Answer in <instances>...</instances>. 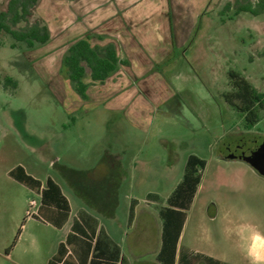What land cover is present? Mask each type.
Returning <instances> with one entry per match:
<instances>
[{
	"label": "rangeland",
	"instance_id": "1",
	"mask_svg": "<svg viewBox=\"0 0 264 264\" xmlns=\"http://www.w3.org/2000/svg\"><path fill=\"white\" fill-rule=\"evenodd\" d=\"M81 1H41L37 10L52 34L48 46L12 49L13 39L0 33V264H47L64 235L40 221L37 207H31L39 196L10 176L18 166L43 182L49 176L57 179L76 206L79 201L63 181V171L113 158L124 174L123 202L130 196L144 200L148 193L166 201L183 180L191 155L207 162L191 217L194 221L200 211L215 212V252L222 257L225 250L239 260L235 237L227 243L226 229L235 221L249 225L247 238L264 234V177L246 162L223 158L264 142V110L259 109V123L248 127L225 95L235 91L230 72L264 94V13L236 15L234 5L242 0H214L208 27L155 68L165 86L144 113L133 102L124 108L114 101L94 104L102 94L128 92L125 68L104 83L93 84L88 76L89 103L74 91L63 59L69 31L85 16L79 14ZM8 2L0 0V11ZM257 3L252 1L254 7ZM102 8L105 14L107 2ZM7 77L17 81L16 89L4 85ZM238 163L254 177L243 176Z\"/></svg>",
	"mask_w": 264,
	"mask_h": 264
},
{
	"label": "crops",
	"instance_id": "2",
	"mask_svg": "<svg viewBox=\"0 0 264 264\" xmlns=\"http://www.w3.org/2000/svg\"><path fill=\"white\" fill-rule=\"evenodd\" d=\"M104 2L108 4L105 14L102 8ZM213 3L214 0H82L79 14L85 16L69 31L68 40L71 43L68 49L81 39H87L93 47L112 44L119 59L128 62L127 65H120L104 81L112 79L125 68L128 71L125 80L128 92L117 97L112 93L107 98L102 94L105 99L101 96V100L94 104L114 101L119 108H124L133 102L137 111H149V102L159 100L165 86L155 68L169 61L176 51L182 52L203 28L208 27ZM39 16L49 27L48 22ZM51 42L52 34L46 45ZM122 54L126 55V59L122 58ZM88 76L91 78L89 71L84 81ZM104 82L92 80L93 84ZM87 84V99L79 97L89 103L91 84ZM238 164L236 168L243 176L254 177L247 165ZM25 173L40 185V188L33 189L22 184L39 196L37 215L40 221L64 232L47 264H162L159 260L163 233L160 211L167 205L168 199L163 201L157 194L158 200L148 193L144 200L130 196L127 203L123 202L120 187L124 174L118 160L102 159L96 164L68 167L63 171V181L79 201L76 206L57 179L49 176L43 182L26 170ZM49 180L53 186L49 185ZM194 203L195 199L178 243L176 264L180 263L183 250L185 263L264 264V234L255 232L247 238L249 225H239L235 221L226 229L227 243L234 236L241 257L239 260L231 259L225 250L220 257L215 252L211 225L217 214L211 209L200 211L193 221Z\"/></svg>",
	"mask_w": 264,
	"mask_h": 264
},
{
	"label": "trees",
	"instance_id": "3",
	"mask_svg": "<svg viewBox=\"0 0 264 264\" xmlns=\"http://www.w3.org/2000/svg\"><path fill=\"white\" fill-rule=\"evenodd\" d=\"M253 0L237 1L235 6L238 15L249 12L255 16L264 13V0H258L256 7ZM41 0H9L6 10L0 11V33L4 32L13 39L12 49L33 50L46 45L51 39V33L46 22L37 13ZM231 4L224 8L229 10ZM35 17L31 22L30 18ZM25 22L23 28L17 27ZM127 61L119 59L116 47H93L87 39H81L73 44L63 59V66L67 70L74 91L82 99H87L89 85L84 78L89 71L94 82H104L120 65H127ZM230 78L235 89L226 94V102L244 114L248 127H253L260 121L259 109L264 110V94L259 92L246 78L237 73L230 72ZM11 84L15 89L17 81L7 77L4 85ZM239 102V104L237 103ZM226 158V157H224ZM207 162L195 155L188 158L183 180L178 184L167 200V205L161 209L160 216L163 221L162 248L159 260L162 264H176V251L185 225L188 212L192 207L198 188L202 182V171ZM10 176L17 182L33 189L40 188L39 182L25 173L22 166L10 172ZM49 185L53 182L49 180ZM45 197V192L43 194ZM160 200L155 193L150 194ZM185 250L181 252L179 264H191L184 259ZM215 264H222L215 261Z\"/></svg>",
	"mask_w": 264,
	"mask_h": 264
},
{
	"label": "water",
	"instance_id": "4",
	"mask_svg": "<svg viewBox=\"0 0 264 264\" xmlns=\"http://www.w3.org/2000/svg\"><path fill=\"white\" fill-rule=\"evenodd\" d=\"M226 158L230 160H243L247 162L259 175L264 177V142L250 156L229 154Z\"/></svg>",
	"mask_w": 264,
	"mask_h": 264
},
{
	"label": "flooded vegetation",
	"instance_id": "5",
	"mask_svg": "<svg viewBox=\"0 0 264 264\" xmlns=\"http://www.w3.org/2000/svg\"><path fill=\"white\" fill-rule=\"evenodd\" d=\"M263 143H257V144H251L249 147H246L244 149H241L240 155L243 156H250L252 155L259 146H261Z\"/></svg>",
	"mask_w": 264,
	"mask_h": 264
},
{
	"label": "built area",
	"instance_id": "6",
	"mask_svg": "<svg viewBox=\"0 0 264 264\" xmlns=\"http://www.w3.org/2000/svg\"><path fill=\"white\" fill-rule=\"evenodd\" d=\"M37 206H38V204H37L36 201H32V202H31V207H37Z\"/></svg>",
	"mask_w": 264,
	"mask_h": 264
}]
</instances>
